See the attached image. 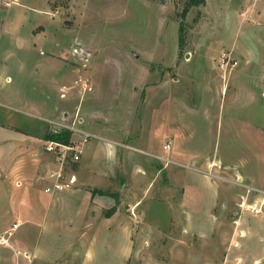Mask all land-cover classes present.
<instances>
[{
    "label": "rangeland",
    "instance_id": "obj_1",
    "mask_svg": "<svg viewBox=\"0 0 264 264\" xmlns=\"http://www.w3.org/2000/svg\"><path fill=\"white\" fill-rule=\"evenodd\" d=\"M182 3L0 0V72L12 76L14 69L34 67L44 70L48 80L63 72L68 121L73 119L79 127L78 118H132L139 142H156L166 150L163 156H150L156 169L172 160L173 143L163 148L171 141L172 130L179 136V149L197 143L206 151L204 163L208 159L209 163L202 171L216 179L210 208L215 216L213 232L204 240L195 236L191 245L179 244L176 236L182 235L180 223L187 215L181 212L200 200L189 202L191 197L181 194L157 200L154 212L164 221L163 230L153 231L145 240L137 237L129 264L264 262V0L251 7L257 15L251 9L245 17L241 11L251 0H204L190 7L183 18L185 43L179 49ZM53 53L64 60L63 69L62 63L42 62ZM83 68L96 74L97 93L92 81L81 77ZM20 82L26 83L22 77ZM182 163L177 158L168 166L176 170L175 176L158 169L155 178L179 186L189 182L184 175L190 173L197 183L205 182ZM75 164H68L67 172ZM152 182L143 194L138 190L140 199L156 195L158 188ZM182 186L185 195L189 188ZM124 191L119 194L121 206L127 201L122 200ZM97 242L85 255V264H121L117 242L105 251ZM151 255L158 260L149 259ZM78 259L66 258L73 263Z\"/></svg>",
    "mask_w": 264,
    "mask_h": 264
},
{
    "label": "crops",
    "instance_id": "obj_2",
    "mask_svg": "<svg viewBox=\"0 0 264 264\" xmlns=\"http://www.w3.org/2000/svg\"><path fill=\"white\" fill-rule=\"evenodd\" d=\"M257 2L259 0H251L241 16L245 17ZM253 11L256 13L254 6L251 13ZM46 55L42 62L53 60L62 63L63 69L64 60L58 55ZM86 68L79 71L81 77L92 81V90L97 93L94 88L96 74ZM13 71L12 76L6 71L4 75L0 72V264H85L88 260L84 257L96 240L102 251L113 242L116 246L117 242L119 261L129 264L135 252V239L145 240L154 234L153 231L163 230L160 227L164 221L161 222L158 212H154L157 200H171L175 194L190 196L186 199L189 202H193V198L195 202L200 200L181 212L187 215L181 218L185 220L180 223L182 235L176 236L179 244L191 245L197 241L195 236L204 240L213 232L215 216L210 208L216 195V179L202 171L209 159L204 163L203 155L207 153L199 149L197 143L179 149V136L171 131L172 160L179 158L183 165L194 168L195 174L205 182L197 183L193 174L188 173L184 176L189 182L167 185L155 178L156 170L164 169L175 176L176 170L168 167L172 160L163 162L166 164L158 169L150 164V156H163L166 150L160 145L157 147L156 142H139L133 133L136 128H131L132 118H78L79 127L75 124L76 128L87 131L90 137L82 144L72 171L67 172V165L60 167L54 153L44 147L48 120L69 122L67 113L64 115L69 95L63 90V72L61 77L55 73L56 77L48 80L42 69L37 71L31 67ZM21 77L25 84L20 82ZM60 90L64 91L62 95ZM88 97L91 99L93 94ZM70 135V140L79 137L75 131ZM59 167L62 177L57 178ZM71 174L74 179L68 182ZM151 180L158 188L156 195L149 194L147 202L140 201L148 198L140 199L138 190L143 194ZM55 183L60 187H55ZM182 185L189 188L185 195ZM123 191L126 197L122 200L127 198V201L121 206L119 194ZM13 222L16 225L6 236L3 232ZM2 237L6 238L5 242L1 241ZM69 256L79 259L69 262L66 260ZM149 259L157 261L158 257L151 255ZM219 262L225 264L228 260ZM253 264L264 262L254 261Z\"/></svg>",
    "mask_w": 264,
    "mask_h": 264
},
{
    "label": "built area",
    "instance_id": "obj_3",
    "mask_svg": "<svg viewBox=\"0 0 264 264\" xmlns=\"http://www.w3.org/2000/svg\"><path fill=\"white\" fill-rule=\"evenodd\" d=\"M220 66L223 67L224 63L220 62ZM60 129H66V130H69V132L70 130L75 131V132H78V135H79V137L76 140L69 139L68 142L66 143L59 142V141L49 139V138L45 140V143H44L45 149L52 151L54 153V156L60 162V167H62L63 163H65V165H68L78 160L80 153H81L82 144L90 137V134L87 131L77 129L73 119H71L67 123H57L55 121L48 120V130L49 131L54 132ZM168 145H169V142L166 141L163 144V148H167ZM60 167H59V171L56 173L57 178L62 177V172H60ZM73 179H74V175L72 174L67 177L68 182H72ZM54 186L60 187V184L55 183ZM253 204L256 205L255 202ZM15 225L16 223L13 222L10 225L9 229L5 231V234L9 235L10 231L12 230L13 227H15ZM1 241L5 242L6 241L5 237H2Z\"/></svg>",
    "mask_w": 264,
    "mask_h": 264
},
{
    "label": "trees",
    "instance_id": "obj_4",
    "mask_svg": "<svg viewBox=\"0 0 264 264\" xmlns=\"http://www.w3.org/2000/svg\"><path fill=\"white\" fill-rule=\"evenodd\" d=\"M203 2L204 0H183L182 6L178 12L179 20L177 22V46L179 49H181L185 43L183 37V18L185 13L190 7L202 4ZM44 137L66 143L69 140L70 132L66 129H60L54 132L47 130Z\"/></svg>",
    "mask_w": 264,
    "mask_h": 264
}]
</instances>
